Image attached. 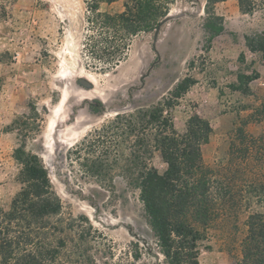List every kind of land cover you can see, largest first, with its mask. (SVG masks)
I'll use <instances>...</instances> for the list:
<instances>
[{"label": "rangeland", "instance_id": "374dc122", "mask_svg": "<svg viewBox=\"0 0 264 264\" xmlns=\"http://www.w3.org/2000/svg\"><path fill=\"white\" fill-rule=\"evenodd\" d=\"M205 1L175 0L156 39L154 31L136 37L124 59L103 70L89 63L82 46L83 0H0V206L20 187L12 158L18 137L4 129L21 118L31 127L27 148L47 168L64 216L85 215L104 235L100 245L115 255L113 261L97 256L98 264L132 262L134 243H152L137 191L121 179L113 190L83 179L67 151L116 113L154 105L191 76L195 84L171 110L174 127L183 133L193 114L209 122L202 159L220 198L216 217L199 227L205 234L199 262L241 264L247 220L263 211L258 187L264 185V59L245 48L244 37L264 32V11L242 14L237 0L216 4L224 30L208 46ZM121 2L101 5V11L118 12ZM251 71L258 78L249 94L230 90L237 73ZM98 103L104 112L94 111ZM151 164L165 170L157 153ZM154 260L145 255L136 264Z\"/></svg>", "mask_w": 264, "mask_h": 264}, {"label": "trees", "instance_id": "16d2710c", "mask_svg": "<svg viewBox=\"0 0 264 264\" xmlns=\"http://www.w3.org/2000/svg\"><path fill=\"white\" fill-rule=\"evenodd\" d=\"M174 1L122 0L120 11L106 12L101 5L109 6L115 0H83L88 16L82 46L89 63L103 70L114 68L136 37L153 32L166 18ZM223 1H205L203 30L208 46L224 30L223 18L214 11ZM237 1L242 14H252L257 8L264 11V0ZM244 45L264 59V32L245 36ZM238 59L243 63L244 54ZM257 78L256 71L239 72L229 88L249 94ZM194 84L191 76L182 78L168 97L146 108L116 113L67 151L66 159L83 179L106 190L115 189L121 179L137 191L152 243H134L129 264L139 263L145 255L155 257L147 264H200L205 234L199 227L216 217L220 201L212 171L202 159L211 127L193 114L185 122V131L179 133L171 114L177 99ZM94 111L104 112V107L98 103ZM26 123L16 118L4 129L18 137L12 158L18 166L20 187L6 207L0 206V264H98L97 256L113 261V252L100 245L104 235L85 215L64 216L47 168L27 148L32 134ZM155 153L165 164L163 172L151 164ZM258 195L263 211L248 217L241 264H264V185L258 187Z\"/></svg>", "mask_w": 264, "mask_h": 264}, {"label": "water", "instance_id": "95a60500", "mask_svg": "<svg viewBox=\"0 0 264 264\" xmlns=\"http://www.w3.org/2000/svg\"><path fill=\"white\" fill-rule=\"evenodd\" d=\"M170 14H168L166 16V18H164V20H162L156 27V29L154 30V39H156V36L158 35V32L160 30V27L170 18Z\"/></svg>", "mask_w": 264, "mask_h": 264}, {"label": "bare ground", "instance_id": "6f19581e", "mask_svg": "<svg viewBox=\"0 0 264 264\" xmlns=\"http://www.w3.org/2000/svg\"><path fill=\"white\" fill-rule=\"evenodd\" d=\"M52 125V124H51Z\"/></svg>", "mask_w": 264, "mask_h": 264}]
</instances>
